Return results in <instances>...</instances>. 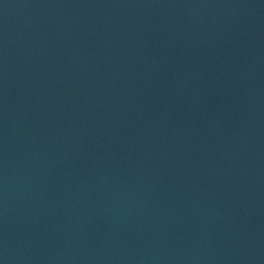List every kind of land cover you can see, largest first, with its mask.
<instances>
[{
  "label": "water",
  "instance_id": "1",
  "mask_svg": "<svg viewBox=\"0 0 264 264\" xmlns=\"http://www.w3.org/2000/svg\"><path fill=\"white\" fill-rule=\"evenodd\" d=\"M0 264H264V0H0Z\"/></svg>",
  "mask_w": 264,
  "mask_h": 264
}]
</instances>
